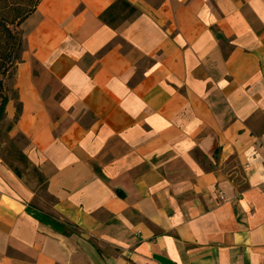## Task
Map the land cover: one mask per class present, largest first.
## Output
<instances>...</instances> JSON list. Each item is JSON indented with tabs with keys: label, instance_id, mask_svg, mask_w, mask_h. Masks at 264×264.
Wrapping results in <instances>:
<instances>
[{
	"label": "crops",
	"instance_id": "0c3cea01",
	"mask_svg": "<svg viewBox=\"0 0 264 264\" xmlns=\"http://www.w3.org/2000/svg\"><path fill=\"white\" fill-rule=\"evenodd\" d=\"M24 32L0 264H264V0H42Z\"/></svg>",
	"mask_w": 264,
	"mask_h": 264
},
{
	"label": "rangeland",
	"instance_id": "374dc122",
	"mask_svg": "<svg viewBox=\"0 0 264 264\" xmlns=\"http://www.w3.org/2000/svg\"><path fill=\"white\" fill-rule=\"evenodd\" d=\"M11 3L12 0H0V97L5 94L8 98H15L14 76L17 65L20 64L26 34L24 32L25 21L19 27H14L8 23V20L16 14L15 11L7 9L6 5ZM16 3L22 4L23 0H18ZM4 23L10 30V34L3 27ZM6 107L0 114V156L9 164L15 163L13 162L15 161L14 156L19 148L24 147L26 140L21 135L10 133L14 121L6 119ZM18 163L24 166L22 162ZM28 172L31 174L33 169L30 168Z\"/></svg>",
	"mask_w": 264,
	"mask_h": 264
},
{
	"label": "trees",
	"instance_id": "16d2710c",
	"mask_svg": "<svg viewBox=\"0 0 264 264\" xmlns=\"http://www.w3.org/2000/svg\"><path fill=\"white\" fill-rule=\"evenodd\" d=\"M42 0H23L22 4H17L18 0H12V3L7 6V9L10 11H15L16 14L11 17V19L8 20V23L14 27H19L21 23H23L27 17H29L32 12L35 11L37 8L38 4ZM3 27L5 28L6 32L10 34V30L7 28V25L4 23ZM1 87V84H0ZM16 97V94H15ZM8 96L5 94L0 97V114L3 113L5 109V105L8 102ZM21 114V106L19 104H16V113L14 116V121L18 119V117Z\"/></svg>",
	"mask_w": 264,
	"mask_h": 264
}]
</instances>
